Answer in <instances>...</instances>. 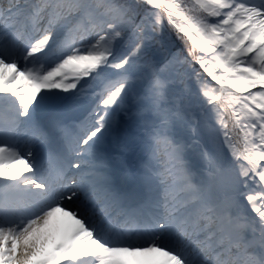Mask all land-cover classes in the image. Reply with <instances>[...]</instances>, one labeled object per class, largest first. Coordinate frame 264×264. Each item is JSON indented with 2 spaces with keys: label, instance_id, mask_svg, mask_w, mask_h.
<instances>
[{
  "label": "snow or ice",
  "instance_id": "snow-or-ice-1",
  "mask_svg": "<svg viewBox=\"0 0 264 264\" xmlns=\"http://www.w3.org/2000/svg\"><path fill=\"white\" fill-rule=\"evenodd\" d=\"M0 264H264V0H0Z\"/></svg>",
  "mask_w": 264,
  "mask_h": 264
},
{
  "label": "rangeland",
  "instance_id": "rangeland-1",
  "mask_svg": "<svg viewBox=\"0 0 264 264\" xmlns=\"http://www.w3.org/2000/svg\"><path fill=\"white\" fill-rule=\"evenodd\" d=\"M179 55L181 56V58L183 57V55H181V54H179ZM196 67H198V65ZM181 71L182 72L187 71V65H185L181 69ZM106 75L108 76L109 79H115L116 78L114 75V70H112V69L107 70ZM181 86L185 87L186 90L191 94L194 109H195L196 113L198 114V119L201 120V125L205 128L204 141H200V137L198 134L189 133V135L193 136V138L196 141H199L198 143H195L191 149V153L194 156H196L197 158H199L201 143H204L206 141L207 147H209V149H211V150H215L216 147L219 145V141H217L216 143H213V140H212V137L214 136L212 129L216 125H215L214 119L211 116V113L207 111L206 106L202 103V100H201L199 93L197 91L196 83L194 81L188 80L187 77H185V83ZM93 87H95V84H93ZM101 90H102L101 88H96L97 93H99ZM230 127H231V123H230ZM234 135H236V138L239 139L238 133H234ZM190 143H192V141H190ZM225 152H226V149H225Z\"/></svg>",
  "mask_w": 264,
  "mask_h": 264
},
{
  "label": "trees",
  "instance_id": "trees-1",
  "mask_svg": "<svg viewBox=\"0 0 264 264\" xmlns=\"http://www.w3.org/2000/svg\"><path fill=\"white\" fill-rule=\"evenodd\" d=\"M165 36L168 38V40L171 42L173 48L175 51H177L178 54H185V46L184 44L178 40L175 36V34L169 30L167 27L165 29Z\"/></svg>",
  "mask_w": 264,
  "mask_h": 264
}]
</instances>
